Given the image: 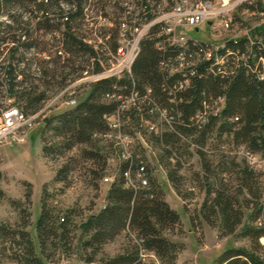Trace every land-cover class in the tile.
<instances>
[{
	"label": "trees",
	"instance_id": "16d2710c",
	"mask_svg": "<svg viewBox=\"0 0 264 264\" xmlns=\"http://www.w3.org/2000/svg\"><path fill=\"white\" fill-rule=\"evenodd\" d=\"M149 1L141 0L139 7H144ZM92 4L94 0H0V100L7 94L2 85H7L20 107L33 114L46 105L47 87L56 84L62 88L61 91L70 86L68 75L73 73L66 74L65 69L73 68L69 64L75 63L77 57L88 56L91 65L90 68L83 67L81 75L70 82L83 78V74L103 71L97 55L107 53L106 48L115 51L116 43L106 41L98 50L90 43L88 36H94L96 27H93L94 24L90 26L89 22L98 15L92 14L89 20L90 14L95 12L90 10ZM101 14L99 16L102 17ZM33 22L35 26H32ZM59 25L65 27L66 54L50 60L31 55L32 49L36 48L39 52L47 49L44 45L39 46L34 32L43 29L54 33ZM157 29L155 27L153 32ZM255 34L261 39L253 46L252 53L246 56L248 37H241L237 41L230 40L221 51L224 64L216 63L213 58H203L202 64L197 66V74L191 76V83L185 89L180 85L182 76L175 74L168 78L162 65L163 62L173 65L179 49L168 46L162 50L156 46V38L148 37L142 42L130 79L101 78L90 84L89 93L74 108L49 118L47 126L52 127L55 136L62 140L57 149L67 151L77 145L90 144L95 133L108 130L107 116L117 109L119 103H124L125 97L138 91L145 109L158 107L169 110L170 127L157 135L156 140L173 157L179 154L177 144L182 140L189 142L188 137L195 136L199 155L205 158L206 145L216 134L220 140L226 136L227 143L245 147L264 158V26H260ZM23 36L28 40H23ZM193 46L198 53L204 47H201V42L195 41ZM59 77L61 79L57 81ZM115 91L123 96L119 102L111 97ZM224 96L226 106L222 116L214 117L212 107L218 98ZM199 113L207 117L206 122L202 123ZM53 149L45 146L44 153L49 156ZM85 157L95 163L105 159L97 151H85ZM221 158L227 161L229 155L222 153ZM139 166V160L123 161L119 169L120 179L111 185L105 208L84 224V232L89 235L85 244L94 252H99L104 244L113 241L122 232H126L132 242L133 249L103 261L104 264H142V249L154 251L163 259L169 257L171 264L176 260L178 245L164 237L161 230L178 224L180 215L163 198V192L153 180V170L148 167L149 188L136 190L125 186V173L135 177ZM253 174L254 171L247 166L239 179L240 188L248 190L250 199L254 198L252 195L257 196L253 192ZM206 175L213 180L211 191L215 194L211 212L220 213L225 232L233 233L242 222L243 213L231 193L230 181L227 177L217 178L207 167ZM170 178L174 182L172 175ZM27 196L31 195L28 193ZM256 200L258 211L264 213V201ZM49 220L50 214L44 207L37 223L40 236L43 228H49L53 236L58 234V228L63 230L62 235L70 232L66 218L59 227L50 225ZM246 234L260 239L264 236V222L258 229H247ZM30 252L34 254L32 247ZM86 260L93 263L94 258ZM34 261L41 264L37 259ZM219 261L220 264H264V258L256 252L240 248L228 249Z\"/></svg>",
	"mask_w": 264,
	"mask_h": 264
},
{
	"label": "rangeland",
	"instance_id": "374dc122",
	"mask_svg": "<svg viewBox=\"0 0 264 264\" xmlns=\"http://www.w3.org/2000/svg\"><path fill=\"white\" fill-rule=\"evenodd\" d=\"M176 1L163 0V10L157 16L165 17ZM122 2L94 0L90 7L95 12L90 14L89 20L92 14H98L89 22L90 26L94 24L93 27L97 28L95 32L102 29L104 35L112 32L113 39L109 40L112 44L120 37L118 22L124 15ZM235 18L230 31L213 28L208 23L198 27L175 25L179 33L220 43L229 35H238V31L250 30L255 33L264 20V14H254L246 7H240ZM169 24L173 26L171 22ZM32 26H35V22ZM64 31L65 27L60 26L54 33H47L43 29L34 32L39 46L51 49V59L57 57L55 47L64 40ZM94 38L93 34L88 36V39ZM42 55L36 54V57L43 58ZM110 58L108 53L97 55L98 61L106 67L111 64ZM69 65L74 67L65 69L66 74L73 73L68 75L67 83L71 84L67 88L74 92L79 103L89 93L90 84L94 83L93 73L83 74V78L70 81L81 75L83 67L90 68L91 59L82 55ZM109 74L106 72L105 75ZM60 89L56 84L47 87L44 104ZM61 98L51 106L44 119H52L75 107L67 105L66 98ZM152 122L156 125L154 132L141 126V117L136 114L124 118L125 130L134 138L135 153L146 158L153 170V180L163 192V198L180 215L178 224L161 230L164 237L178 245L173 264H220V258L230 248L256 252L264 258V236L256 240L246 234L247 229H258L264 222V213L258 211L256 200L264 201V164L258 170H253L252 186L257 196L252 195L256 198L250 199L248 190L240 188L242 171L249 167L247 159L241 153H236L241 147L227 143L226 136L220 140L215 134L206 145L205 158H201L194 143L195 136H190L189 142L182 140L177 144L179 154L173 157L156 140L157 135L168 130L167 126L157 118L152 119ZM115 137L97 136L90 144L60 151L57 147L62 140L55 136L45 120H40L25 141L0 146V264H38L35 259L41 264H104L103 261L133 249L126 232L104 244L99 252H94L85 244L89 235L84 232V224L105 208L111 185L120 179L119 169L123 162ZM45 146L54 148L49 156L44 153ZM85 151H97L105 159L95 163L85 157ZM222 153L229 155L227 161L221 158ZM206 167L217 178L227 177L230 181L231 193L243 213L242 222L233 233L225 232L220 213L211 212L215 194L211 191L213 180L206 175ZM106 177L110 180L106 181ZM28 193L31 195L29 198ZM44 207L50 214V225L59 227L63 218L68 220V234L62 235L63 230L58 228V234L53 236L49 228H43L40 236L37 223ZM30 247L34 254H31ZM91 257L94 261L88 263L86 259ZM158 257L161 264H171L169 257ZM146 264L154 262L151 260Z\"/></svg>",
	"mask_w": 264,
	"mask_h": 264
},
{
	"label": "built area",
	"instance_id": "2783aa9c",
	"mask_svg": "<svg viewBox=\"0 0 264 264\" xmlns=\"http://www.w3.org/2000/svg\"><path fill=\"white\" fill-rule=\"evenodd\" d=\"M140 1L123 0L124 15L120 17V21L118 22V36L120 37L116 40V50L112 51L106 48L107 53L111 55V64L106 67L101 63L103 71L92 75L95 78L94 82L97 81V78H117L118 81L120 79H130L133 64L141 52L142 42L148 37L156 38V46L162 50L168 46L179 49L176 62L173 65L165 64L164 62L162 65L168 73V78H171L175 74L182 76L183 79H181L180 85L184 89L185 87H189L191 76L197 74V66L202 64L203 58L207 60L213 58L216 63L224 64L222 60L224 56L221 54V51L227 47V43L230 40L237 41L241 37H248V50L244 55L246 56L248 53H252L253 46L261 39L259 35L250 32V30L238 31V35H229L220 43L201 39V47H204H202V52L198 53L194 49L193 39L199 38L177 32L175 24L198 27L208 23L213 28L230 31V28H233L235 24V13L240 7H246L248 11L262 15L264 0H177L167 15L165 14L168 16H165L166 18L164 15L162 17L157 16L163 10V0H150L141 8L139 7ZM259 26H264V20ZM155 27L158 29L153 32ZM155 33L157 34L154 35ZM94 35L96 38L90 39V43L97 50L101 44L112 39V33L108 32L104 35L102 29H99V32H95ZM22 39L28 40L26 36H23ZM177 39L186 40V47H177ZM40 52L35 48L32 49L31 55L43 54L42 59H51V49L47 48L45 51ZM55 53L57 56L65 55L64 40L59 46L55 47ZM253 58L256 57L253 56ZM106 72L110 74L106 76ZM2 87L6 90L7 94L0 100V146L13 145L25 141L36 124L40 120H45L47 112L55 102L60 101V97L63 98L61 100L66 98L65 102L69 106H76L78 102L73 94L74 92L65 88L50 97L44 108L40 111L29 114L20 107L16 97L9 93V87L7 85H2ZM121 90L122 88H120ZM111 97L116 98L117 102L123 98L116 91L112 93ZM138 98L140 99L138 91L125 97L124 103H119L117 109L107 116L108 130L94 134V137L104 136L105 138H113L116 135L115 144L122 162L139 160L140 166L135 177H132L129 172L125 173V186L128 188L133 187L136 190L149 188V164L145 157L135 153L134 138L126 132L124 118L131 114L140 116L141 126H145L151 132H154L156 129V125L152 122L154 118L159 119L167 128L170 127L168 109L152 107L147 110L142 106L143 102L141 99L140 103L138 102ZM225 106V96L218 98L212 107L211 114L214 117H221ZM199 117L202 119V123L206 122L207 117L205 115L199 113ZM236 153H241L247 159L249 168L252 170H258L264 164L263 157L245 147H241ZM105 180L109 181L110 178L106 177ZM62 220L64 221V218ZM158 258V255L154 251L146 249H142L141 251L142 264H146L151 260L154 264H161Z\"/></svg>",
	"mask_w": 264,
	"mask_h": 264
},
{
	"label": "bare ground",
	"instance_id": "6f19581e",
	"mask_svg": "<svg viewBox=\"0 0 264 264\" xmlns=\"http://www.w3.org/2000/svg\"><path fill=\"white\" fill-rule=\"evenodd\" d=\"M193 41L200 43L201 42V39H193ZM177 47H186V40H184V39H177ZM99 79H101V78H99Z\"/></svg>",
	"mask_w": 264,
	"mask_h": 264
},
{
	"label": "water",
	"instance_id": "95a60500",
	"mask_svg": "<svg viewBox=\"0 0 264 264\" xmlns=\"http://www.w3.org/2000/svg\"><path fill=\"white\" fill-rule=\"evenodd\" d=\"M49 119H45V122L48 123Z\"/></svg>",
	"mask_w": 264,
	"mask_h": 264
}]
</instances>
